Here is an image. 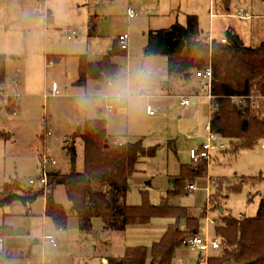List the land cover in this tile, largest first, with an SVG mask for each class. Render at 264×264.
Instances as JSON below:
<instances>
[{
	"label": "rangeland",
	"instance_id": "obj_1",
	"mask_svg": "<svg viewBox=\"0 0 264 264\" xmlns=\"http://www.w3.org/2000/svg\"><path fill=\"white\" fill-rule=\"evenodd\" d=\"M0 3V11L6 10L7 15L1 16L0 19V24H3L0 26V52L7 51L5 53L8 58V79H19L16 80L18 83L15 92L19 95L10 94L13 96L11 102L0 107V130L7 132L0 135V185L4 180L17 178L24 187H28L30 178L40 175L41 152L47 150L40 146L43 144L42 134L47 128L52 131L48 141L55 142L48 144V151L58 157V168L69 170L70 155L68 152L65 154V138L84 124L86 119L96 117L107 119V129L109 128L111 134L131 141L142 139L149 144L148 149L157 146L153 158L144 157L140 168L147 165L150 170L160 169L170 164L171 172L178 174L181 169L176 170L177 165L174 162L178 156L174 154V157H171L172 153H169L168 158L166 148L173 150V143H176V149L183 161L190 160V149L208 135L206 125L211 115V99L208 96L207 81L199 82L196 78L188 81L182 78L174 79V96L171 98H147L143 95V92L158 91L155 89L160 83L158 75L167 61L166 55L147 51L150 31L169 26L177 20L186 23L188 14L194 13L199 17L202 30L212 36L221 38V33H225L228 28H239L249 40L248 34L255 28L256 41H264V17L256 16L244 21L239 15L240 12H250L251 9L247 8H251L253 3V12L264 13L261 0H229L227 4L224 0H0ZM25 3V9L19 8ZM28 4L33 6L35 11L33 18L40 20L39 24L35 21L34 28H31L32 24L29 22L28 25H23V19H29ZM128 6H132L138 14L134 17L128 16ZM52 8L56 13L51 12ZM49 11L53 17L56 14L54 20H48ZM251 21V28L245 27L250 25ZM51 27L58 33L55 40L48 34ZM69 29L76 30L74 39L68 37ZM124 32L130 34L128 53L119 47L115 38ZM54 42L57 44L55 48ZM75 48H81L90 60L109 54L111 48L120 49L119 53L114 51L111 56L112 60L119 64L118 70L113 74L104 75L110 76L113 81L120 79L129 82L134 93L133 102H118L113 96L107 99L103 92L108 90L111 93L112 87L108 88L105 82H97L95 79L87 80L85 86L74 85L70 79L78 73V57L71 52ZM62 53L71 55L65 59L62 58ZM15 55L20 57L14 59ZM46 56L61 57L47 75L44 68ZM20 80L24 81L22 87H18ZM46 80L50 81L48 84L54 80L58 81L61 94L45 97ZM99 82L103 88L101 93H96V85ZM197 91L199 98L196 104L189 108L180 104V94L187 95ZM107 103H115L112 111L103 109ZM148 103H155L159 107L157 115H148ZM160 113L165 114L163 118ZM166 115L169 119L167 124L157 128L150 127L152 120L156 119L161 123L166 121ZM76 140L79 169H82L83 144L81 138ZM112 140L113 143L123 142L116 138ZM226 140L229 150L214 152L209 167V172L215 180L211 185L212 191L220 192V204L214 208L213 215H257L264 196V178L254 176H264V138L260 139L255 147L244 146L237 151L234 150L231 140ZM243 175L248 177L244 178ZM195 180L201 187L207 181V174L198 175ZM237 183L240 185L235 189L233 186ZM38 186L36 184L34 187L39 189ZM170 187L175 189V183ZM58 188L59 199L65 202L68 208L71 207L65 186L59 185ZM188 194L184 189L172 196L175 195V203H183L189 197ZM164 197L168 198V191L164 193ZM28 206L26 208L23 202L14 201L13 204L0 207V228L10 226L16 240L44 231L39 216L44 208L43 199L34 201L32 208L31 205ZM220 206L224 209L221 210ZM74 221H78V217L71 215L70 222ZM72 244L79 245L74 242ZM11 251L9 255L0 253V264H22V249L12 248ZM51 258L54 257L48 255L47 261Z\"/></svg>",
	"mask_w": 264,
	"mask_h": 264
},
{
	"label": "trees",
	"instance_id": "obj_2",
	"mask_svg": "<svg viewBox=\"0 0 264 264\" xmlns=\"http://www.w3.org/2000/svg\"><path fill=\"white\" fill-rule=\"evenodd\" d=\"M225 37L226 40L211 37L200 27L198 15L189 13L186 23L177 20L150 31L147 51L166 55L172 76H188L212 64L210 124L214 132L232 139L237 151L244 146L255 147L264 138V41L259 45L248 44L235 28H228ZM114 51L119 53L120 49H111L109 54L96 61L81 55L79 81H85L89 75L98 78L101 73H115L119 64L111 58ZM7 59V54L0 52V87L7 80ZM234 94L263 96L254 101L249 98L247 104L240 107L232 101ZM6 133L0 130V135ZM42 136L45 138L44 133ZM77 138H81L83 144L82 169H79ZM112 139L115 138L109 135L107 119L103 117L86 119L65 138L71 168L67 171L53 168L50 179L54 186H65L72 204L66 207L50 191L47 214L60 227L67 225L71 215H76L80 227L86 231L92 229L94 217H101L104 229L112 230L125 229L132 223L149 222L155 216H176L178 220L170 223L163 236L154 242L148 263L171 264L176 249L192 235L191 227L189 230L182 228L179 218L186 217L193 226L196 219L189 216L182 205L152 202L147 189H143L141 204L128 203L126 195L131 186L130 176L137 169L140 153L153 155L157 146L148 149L142 140L113 143ZM204 161L201 160L196 168L183 164L176 176V188L169 193L183 191L188 179L204 172L207 165ZM254 177L264 178L263 174ZM239 183L233 187L238 189ZM42 192L40 188L34 189L32 184L24 187L17 178L6 180L0 185V207L17 199L27 202ZM215 232L220 240V251L210 256L209 264H264V196L257 215L224 214L215 225ZM147 256L148 248L141 245L132 248L126 257L114 260L123 264H145Z\"/></svg>",
	"mask_w": 264,
	"mask_h": 264
},
{
	"label": "crops",
	"instance_id": "obj_3",
	"mask_svg": "<svg viewBox=\"0 0 264 264\" xmlns=\"http://www.w3.org/2000/svg\"><path fill=\"white\" fill-rule=\"evenodd\" d=\"M261 4L264 5V0H261ZM26 5L27 4L25 3L24 6H19V8L25 9ZM28 5H29L27 7L29 10L28 12H30L29 19H23V25L26 26V25H28V22H29L30 24H32L31 28H34L35 26L33 24L35 23V21H36V23L39 24L40 20L33 18L35 11L33 9V6H31L30 4H28ZM35 6H36V3H35ZM0 7H1V3H0ZM254 7H255V5L253 3L251 8H247V9H251L250 12H248L246 10L247 14L242 13L241 14L242 16L240 15V17H242L241 19H243L244 21H247L248 19H253L256 16L264 17V13L253 12V10L255 9ZM36 9H37V6H36ZM53 11H54V13H56V11L52 8L51 12H53ZM5 12H6V10H5ZM5 12L0 11V19H1V16H3V15L5 17L7 16ZM51 12L49 11V15L47 16L48 20H50V19L54 20V17L56 15V14H54V17H53ZM126 13H127V9H126ZM219 13L233 14L231 12H219ZM89 19H90V16H89ZM2 25L3 24H0V26H2ZM89 25H90V21H89ZM251 25H252V21L250 22V25L245 26V27H248L250 29ZM236 30L240 33V35L242 36V38L244 39V41L246 43L252 44V45H259L260 44V42L256 41L255 32H254L255 28L253 29L252 32H250L248 34L249 40L245 38V36L243 35V33H241V30L239 28H237ZM35 31H37V30H35ZM48 34L51 35V38H53V40H55L56 37L58 36L57 30H55L54 27H51V29L48 30ZM209 34L211 35V33H209ZM225 35H226V31H225V33H221L220 37L224 40L226 38ZM211 37H212V35H211ZM216 37H218V36H216ZM70 39H74V38H70ZM49 43H50V41H49ZM49 43H48V45H49ZM56 46H57V44H56V42H54L53 48H55ZM112 48H114V47H112ZM129 50H130V45H129V48L125 51L128 53ZM5 52H7V51H5ZM71 52H74V54H72V55H76L78 57V61L76 62V63H78V73L76 74V77H71V79H70L73 81L72 83L74 85L81 86L80 84H82V86H85L87 84L86 83L87 80L95 79V80H97V82L98 81L105 82V84L107 85L108 88L112 87V83H108V79H111V78H110V76H105L104 75L105 73H101L100 77H98V78H95V77L89 75L85 81H79L78 75H80V58H81V55H83L85 52L81 48L72 49ZM62 54H63L62 58H65V59H68L69 55H71L69 53H62ZM107 54L102 55V57H100L99 59H96V60H100V59L104 58ZM85 55L87 56L88 60H90L88 55L87 54H85ZM19 57L20 56L15 55L13 58L18 59ZM56 58H57V60L61 59V57H59V56ZM96 60L92 59L91 61H96ZM54 66L50 67L49 69H46V71H45L46 75L48 74V72L52 68H54ZM179 78H182L183 80H186V81L191 80L193 78H196V80H198L199 82L202 80H205V81L209 80L207 77L197 76L195 72L188 75V76H184V77H182V75H178V76L170 75L169 70H168V58H167V61L164 64L163 71H161V73L158 75V80L160 81V83H159L158 87H155V89L158 91L155 93L143 92V95H145L147 98H171L172 96H174L173 80L174 79L177 80ZM16 80L19 81V79H15V78L13 79L11 77H9V79H8V71H7V80L3 85H4V88L7 90V92L14 94V95H16V93H15L16 88H17L16 85L18 83V81H16ZM167 80H169V82H167ZM46 81L44 83L45 87H46V84L50 83L49 80H46ZM23 82L24 81L20 80L18 87H22ZM101 82L97 83V85H96V89L98 91L96 93H101V90L103 88V85ZM112 82H114V81L112 80ZM207 85H208V89H209L208 96L211 99V95L209 93L210 92L209 83ZM44 93H45V88H44ZM103 93L107 99L112 96V92L110 93V91H108V90L104 91ZM86 94L88 96V90L86 91ZM182 95H184V94L183 93L180 94V104L183 107L189 108L190 106H192L198 102L199 91H197V93L189 92L187 94V96L190 95V96L194 97V99H192V102L188 105H184L181 103ZM44 96H45V94H44ZM49 96H45V97H49ZM16 100H17V97H16ZM18 101L19 100H17V103H18ZM103 109L106 110L104 107H103ZM112 110H108V111H112ZM211 112H212V107L210 104V114H211ZM158 113L157 112L154 114L148 113V115L153 117V116L157 115ZM164 115H165L164 113H160L161 118H163ZM166 118H167V120L162 121V123L158 122V120H156V119L152 120L150 127L151 128H157V127L163 126L164 124H167L169 122L168 115H166ZM210 118H211V115H210ZM209 123H210V120H209ZM207 131H208V129H207ZM108 133L112 137L116 138V140H119V141L120 140H122V141L127 140V139H123L121 136H118V135L116 136V134H111L109 132V130H108ZM219 136H220L219 137L220 141L225 142V144H226L225 147L216 148L212 151V157L209 161L206 160L207 161L206 169L204 172L201 173V174H205V173L207 174L206 183H204V185H202L201 187H199L197 184V188H195L193 191H188L189 197L186 199L185 202H183V203H175L174 202L173 197L175 195L172 196V194L169 193V191L172 190L170 185H172V184L174 185V183L176 185V176L179 175V173L181 172L183 164H188V165L196 168L198 163L197 164L193 163L191 156H190V160L183 161L184 159H182L179 156L178 150L176 149V143H173V146H174L173 150L171 148L167 147L166 151H167V155L169 153H172L171 157H174V154L178 156V158L174 159V162H176V165H177L176 170L181 169L180 172L178 174L172 173L170 164H167L164 168H160V169H151L150 170L149 166H147V165H144L140 168L139 167L140 164H143L142 162H144L143 161L144 157H148V158L152 159L153 158L152 156L154 155V154L149 155L146 153L145 154L140 153V158H139V161L137 163V169L130 176L131 186H130V188L127 192V195H126L127 202L130 204H141L143 202V189H147L148 193H149V197L153 200V201L151 200L152 202L161 203V202L167 201L171 204L182 205V206L186 207L187 214L196 219V224L194 226L190 225V223L187 221V218L184 216H181L179 218V221H180V225L182 228H187L189 230V228L191 227V234L192 235L193 234H200V235L205 236V237L218 238V236L215 232V225L221 221L222 216L224 214H222L220 217L213 215L214 208H216L218 206V204H220V198H219L220 192L218 191V192L214 193L212 191L211 185L214 183L215 180L209 172V170H210L209 167H210L211 161L213 160L214 152L229 150L230 147L228 148V142L226 139L231 140V142L234 145V141L232 139L227 138V137H223L220 134H219ZM47 138L48 137L42 138L43 144H42V146H40V148H47V150H48V146H49L48 144H51V143L54 144L55 143V142L48 141ZM207 138H208V135L203 141H201L198 144H194L193 146L201 145L202 142L207 140ZM133 140H135V139H133ZM140 140H142V139H140ZM142 142L146 148L149 146V144H147V142H145L143 140H142ZM65 154L67 155L66 150H65ZM189 155H190V152H189ZM169 157H170V155H168V158ZM206 161H204V162L206 163ZM53 168L57 169L58 165L54 166ZM145 170H146V172H145ZM191 178H194V180H195L196 176L191 177ZM5 181L6 180H4L1 183V185ZM59 185H61V184L55 185L53 187L52 191H53L56 199L58 201L62 202L67 207L66 203L61 201L58 197ZM34 189H37V188L34 187ZM185 189H186V186H185ZM166 191H168V198L167 199L164 197V193ZM201 191H202V193H201ZM215 196H217V199L214 200ZM47 197H48V193L45 194L42 192L39 195H37L34 199L29 200L27 202L23 199L15 200L16 202H19V201L23 202V204L26 208L29 207L28 205H31V208H32V204L34 201H36L38 199H43L44 208H43V211L39 213L40 214L39 216L41 218L44 231L42 233L37 234V235L32 234V235H29L28 237H24V238L16 240L14 237V234L12 232V228H10V226H5L4 228H0V234H2L4 236V247L2 249L0 248V253H2L3 255L4 254L9 255L12 252L11 251L12 248H20V249H22V251H21L22 264H25V259L27 256L32 257L34 259V261L37 262L38 264L45 263V262H49V263H53V264H123V263H120L114 259L118 258V257L124 258L127 256V254L130 252V250L132 248L142 245V246H145L148 248L147 262L145 263V264H148L151 260V248H152L154 242L159 240L163 236V234L165 233V231H166V229L170 223L176 222L178 220V218L176 216H172V215L155 216L149 222L132 223V224H129L125 229L105 230L104 229L105 223H104L103 219L101 217H94L92 229L86 231V230H82V228L80 227L79 218H78V221H76V222L75 221L70 222V217H71L70 216L68 219L67 225L60 227L54 222L53 218L47 214V210H46L47 209ZM12 204H13V202H12ZM220 209L223 210L224 207L220 206ZM30 213H31V211H29V214ZM32 214H34V213H32ZM204 219H205V225H203ZM45 232L55 233L57 235V237L59 238V240L61 239L60 244L55 245L53 243L43 241L42 235ZM72 242H74L75 244H79V245H73ZM37 244H42L43 246H34ZM219 248L220 247L210 248L208 251L209 258L213 254H218L220 251ZM201 254H203L202 251L195 249L188 242H185L184 244H182L181 246H179L176 249V252H175V255L171 261V264H199V256ZM48 255H51L52 257H54V258L50 259L53 262H51L50 260L47 261ZM41 258H42V260H40ZM225 264H228V263L226 262Z\"/></svg>",
	"mask_w": 264,
	"mask_h": 264
},
{
	"label": "built area",
	"instance_id": "obj_4",
	"mask_svg": "<svg viewBox=\"0 0 264 264\" xmlns=\"http://www.w3.org/2000/svg\"><path fill=\"white\" fill-rule=\"evenodd\" d=\"M127 14L130 17H134L138 14V12L132 7L128 6ZM242 13L240 12L239 15ZM242 16V15H241ZM76 30H68V37L73 38L76 35ZM118 43L122 49H128L130 45V34L128 32H124L119 34L117 37ZM226 40V38L224 39ZM56 63V58L51 56H46V69L54 66ZM197 76L207 77L209 79V88L211 89V78L213 76V68L212 64L209 63L206 67L196 72ZM108 83H112L111 79H108ZM212 96V93L209 92ZM11 93L7 92L4 86L0 87V107L4 106L6 103H10L13 96ZM45 96L61 94V89L58 81L54 80L51 84H46L45 87ZM19 95V94H18ZM16 94V96H18ZM263 96L261 94H234L231 96L232 101L240 107H243L247 104L249 98H252L253 101L256 97ZM264 97V96H263ZM194 99L193 96L182 95L181 103L184 105H188ZM15 104V103H14ZM264 106V104H263ZM115 107V103H107L104 108L106 110H112ZM16 108V107H15ZM158 106L155 103H149L147 106V111L150 114H154L158 110ZM206 128L208 129V138L206 141L202 142L201 145L192 147L190 149V156L193 163H199L201 160L209 161L212 157V151L216 148L225 147V142L220 141L219 134L212 130L211 124L208 123ZM52 136L51 129H46L44 132V137ZM41 173L36 177L30 178V184L39 185L38 188L43 190V193H49L53 190L54 183L50 179V172L53 170V167L58 164V157L49 152L48 150H43L41 152ZM197 188L196 181L194 179H188L186 183L187 191H193ZM42 239L45 242H50L55 245L60 244V240L57 235L53 232H45L42 235ZM187 242L197 250L202 251L203 254L199 256V264H209V256L208 251L212 247H220V240L218 238H210L205 237L200 234H193L188 239ZM4 247V237L0 235V248ZM25 264H38L34 261L32 257L27 256L25 259ZM41 264H52L49 262L41 263Z\"/></svg>",
	"mask_w": 264,
	"mask_h": 264
},
{
	"label": "clouds",
	"instance_id": "obj_5",
	"mask_svg": "<svg viewBox=\"0 0 264 264\" xmlns=\"http://www.w3.org/2000/svg\"><path fill=\"white\" fill-rule=\"evenodd\" d=\"M112 96L118 102L128 101L131 103L133 102L134 93L131 90V85L129 82L117 79L116 81L112 82Z\"/></svg>",
	"mask_w": 264,
	"mask_h": 264
},
{
	"label": "water",
	"instance_id": "obj_6",
	"mask_svg": "<svg viewBox=\"0 0 264 264\" xmlns=\"http://www.w3.org/2000/svg\"><path fill=\"white\" fill-rule=\"evenodd\" d=\"M106 145H108V143H106Z\"/></svg>",
	"mask_w": 264,
	"mask_h": 264
}]
</instances>
